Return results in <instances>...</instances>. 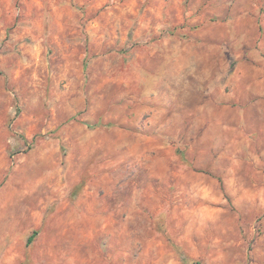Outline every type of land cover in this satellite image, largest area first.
Here are the masks:
<instances>
[{"label": "rangeland", "instance_id": "obj_1", "mask_svg": "<svg viewBox=\"0 0 264 264\" xmlns=\"http://www.w3.org/2000/svg\"><path fill=\"white\" fill-rule=\"evenodd\" d=\"M184 256L264 264V0H0V264Z\"/></svg>", "mask_w": 264, "mask_h": 264}, {"label": "trees", "instance_id": "obj_2", "mask_svg": "<svg viewBox=\"0 0 264 264\" xmlns=\"http://www.w3.org/2000/svg\"><path fill=\"white\" fill-rule=\"evenodd\" d=\"M35 234H36V232H33V233L28 237V239H27V243H30V242L33 240ZM182 260H183V263H184V264H202L199 260H191V259H189V258H187V257H185V256L182 258Z\"/></svg>", "mask_w": 264, "mask_h": 264}]
</instances>
